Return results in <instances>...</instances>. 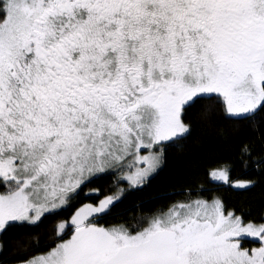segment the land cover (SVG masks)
I'll use <instances>...</instances> for the list:
<instances>
[{"label": "snow or ice", "instance_id": "obj_1", "mask_svg": "<svg viewBox=\"0 0 264 264\" xmlns=\"http://www.w3.org/2000/svg\"><path fill=\"white\" fill-rule=\"evenodd\" d=\"M0 264H264V0H0Z\"/></svg>", "mask_w": 264, "mask_h": 264}, {"label": "trees", "instance_id": "obj_2", "mask_svg": "<svg viewBox=\"0 0 264 264\" xmlns=\"http://www.w3.org/2000/svg\"><path fill=\"white\" fill-rule=\"evenodd\" d=\"M174 170L175 169L173 166H170L168 169H166L165 172L157 178V180L153 181L152 189L163 187L164 184L170 178V175L174 174ZM152 189H149V191H152ZM143 198L144 197L140 194H133L132 196L124 200L123 203L119 204L117 208L114 209V211H124L125 209L129 208L133 203L139 202Z\"/></svg>", "mask_w": 264, "mask_h": 264}, {"label": "flooded vegetation", "instance_id": "obj_3", "mask_svg": "<svg viewBox=\"0 0 264 264\" xmlns=\"http://www.w3.org/2000/svg\"><path fill=\"white\" fill-rule=\"evenodd\" d=\"M118 206V205H117Z\"/></svg>", "mask_w": 264, "mask_h": 264}]
</instances>
